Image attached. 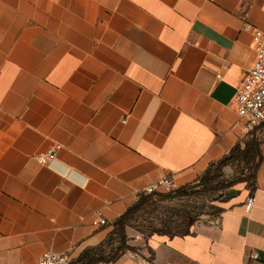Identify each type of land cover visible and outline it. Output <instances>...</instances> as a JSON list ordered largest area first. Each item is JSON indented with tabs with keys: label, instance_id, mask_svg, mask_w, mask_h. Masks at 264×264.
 I'll return each instance as SVG.
<instances>
[{
	"label": "crops",
	"instance_id": "0c3cea01",
	"mask_svg": "<svg viewBox=\"0 0 264 264\" xmlns=\"http://www.w3.org/2000/svg\"><path fill=\"white\" fill-rule=\"evenodd\" d=\"M252 28L264 0H0V264L47 250L78 264L150 183L187 185L244 146L232 100L256 58ZM260 150L253 193L236 189L218 225L131 238L93 264H264V136Z\"/></svg>",
	"mask_w": 264,
	"mask_h": 264
},
{
	"label": "rangeland",
	"instance_id": "374dc122",
	"mask_svg": "<svg viewBox=\"0 0 264 264\" xmlns=\"http://www.w3.org/2000/svg\"><path fill=\"white\" fill-rule=\"evenodd\" d=\"M253 136L259 140L264 136V124L254 129ZM253 136H248L246 140ZM217 163H211L196 181L180 186L185 188L184 194L176 193L180 187L171 191L142 194L129 211L126 245H130L135 234L141 235L138 240H145L152 234H172L182 230V217L186 214L195 217L197 221L210 219L220 212L221 203L234 194L236 189L246 187L251 192L254 181L249 166L252 163L232 161L220 171ZM214 174L217 176L216 182H201L205 175ZM111 225L113 227L107 240L111 246L108 247L106 257L115 252L120 239L115 221Z\"/></svg>",
	"mask_w": 264,
	"mask_h": 264
},
{
	"label": "built area",
	"instance_id": "2783aa9c",
	"mask_svg": "<svg viewBox=\"0 0 264 264\" xmlns=\"http://www.w3.org/2000/svg\"><path fill=\"white\" fill-rule=\"evenodd\" d=\"M246 29L251 27L246 23ZM254 48L256 52L255 61L245 76L243 82L237 88L232 103L237 108L238 123L246 136L251 135L255 128L264 123V30L252 28ZM125 121V120H124ZM62 148L61 144H56L54 148L46 152L39 153L36 158L41 164H50L56 158V153ZM176 182L172 177L165 176L150 183L143 189V194L156 193L161 191H171L177 189ZM256 205V196L250 194L245 202V210L250 212ZM209 222L218 225V219L198 220L196 223ZM92 223L96 226L107 225L108 221L104 217L102 210L95 212ZM134 239H140V234H135ZM252 259L258 258V253H251ZM36 264H72L70 254L64 251L47 250L38 259Z\"/></svg>",
	"mask_w": 264,
	"mask_h": 264
},
{
	"label": "trees",
	"instance_id": "16d2710c",
	"mask_svg": "<svg viewBox=\"0 0 264 264\" xmlns=\"http://www.w3.org/2000/svg\"><path fill=\"white\" fill-rule=\"evenodd\" d=\"M250 136H253V133H251ZM232 161H244L245 163L249 164L252 163V165L249 166V169L252 172V180L254 181V187L251 190V193H253L255 189V178H256V170L259 166V164L262 161V154L260 150V140L257 137H251L245 142V145L242 146L241 143L236 144L231 151L218 160V171H220L223 167H225L227 164L231 163ZM217 176L214 175H205L201 182L202 183H213L217 181ZM177 194L181 195L185 193V188L180 187L176 191ZM134 208V206L127 209V211L122 214L116 221V226L118 227V231L120 233V239H119V245L116 248L115 252L106 257L102 251L104 247H110L111 242H106V244H102L100 247H97L92 250H88L84 252L78 260V264H93L98 261H112L115 260L121 252L124 250H134V247L130 245H126V226H127V219L129 217V211H131ZM196 218L191 215H184L182 217V230L172 233V234H186L190 231V228L192 225L195 224ZM164 233V232H162ZM165 234V233H164ZM171 235V234H170Z\"/></svg>",
	"mask_w": 264,
	"mask_h": 264
}]
</instances>
